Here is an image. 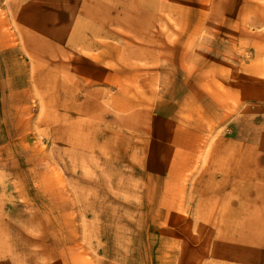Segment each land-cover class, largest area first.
I'll return each mask as SVG.
<instances>
[{
  "label": "rangeland",
  "instance_id": "rangeland-1",
  "mask_svg": "<svg viewBox=\"0 0 264 264\" xmlns=\"http://www.w3.org/2000/svg\"><path fill=\"white\" fill-rule=\"evenodd\" d=\"M0 264H264V0H0Z\"/></svg>",
  "mask_w": 264,
  "mask_h": 264
}]
</instances>
